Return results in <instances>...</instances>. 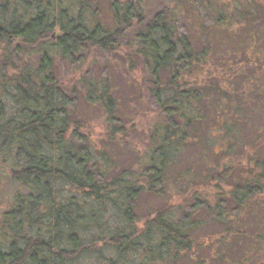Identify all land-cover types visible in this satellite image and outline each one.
<instances>
[{"label": "trees", "instance_id": "obj_1", "mask_svg": "<svg viewBox=\"0 0 264 264\" xmlns=\"http://www.w3.org/2000/svg\"><path fill=\"white\" fill-rule=\"evenodd\" d=\"M132 1L0 0V162L13 185L0 216V264H264V216L249 238L241 221L264 206V127L252 124L258 110L244 107L264 90L263 38L246 28L263 14L264 32V0H239L238 9L170 0L151 19ZM81 49L120 55L159 114L129 171L114 175L106 148L73 111L77 100L98 109L104 141L119 142L128 130L111 84L81 78L69 88L53 74ZM240 55L244 67L230 63ZM245 68L251 84L240 87ZM240 126L253 131L248 146ZM197 142L206 155L185 159ZM173 193L140 214L143 195ZM206 224L219 230L199 234Z\"/></svg>", "mask_w": 264, "mask_h": 264}, {"label": "rangeland", "instance_id": "obj_2", "mask_svg": "<svg viewBox=\"0 0 264 264\" xmlns=\"http://www.w3.org/2000/svg\"><path fill=\"white\" fill-rule=\"evenodd\" d=\"M140 1H142L140 6L143 9V17L146 19H151L154 15L163 12V9L170 0ZM238 1L239 0H223L224 3H228L229 9H231L233 6H236L238 9L239 4L235 3ZM132 2L134 5H137V0H133ZM258 17L259 15L256 16V19H260L259 21L247 24L246 28L252 29L253 31L250 36L263 38L261 44L258 47L264 50V32L260 31V33H257V30L259 31V26L263 21V14H261L259 18ZM235 34L236 36L238 35L239 37L244 38L243 36L245 35V31L240 30V32L238 31ZM245 39L247 38L245 37ZM124 42H126V40ZM238 43L239 42L237 40L231 41V44H233L234 48L237 47L236 45ZM243 58L244 57L240 55L238 56L237 60L231 61L230 63L237 65V67H244L242 66V61H244ZM53 74L58 80L64 82L69 88L76 82L80 81L81 78L89 79L96 77L102 80L106 79L111 84L116 93L115 95L121 101V112L118 115L120 119L119 123H123L128 130L127 135L120 137L121 140H119V142H116L115 144H109L104 141L103 134L105 131V124L101 113L98 112V109H94L93 107L90 108L87 105L82 104L83 102L80 103L79 100H77L75 104L76 107L73 109V111L80 121H86L84 123L85 128L83 129V133L85 135H89L90 139L97 143V146L100 149L106 148L105 150L113 163V169L115 172L114 175L122 171L131 170V168L135 166L141 158H144L145 150H147L150 145L151 129L159 120V114L156 111L155 105L145 95L146 93L142 91L141 87L136 81V79L140 77V72H128L126 66L122 62V57L120 55H108L106 52H102L99 49H81V51L70 60L56 62L53 67ZM252 74V71L245 68L242 74L237 77L236 84L239 86L251 84ZM261 84H264V82H261ZM213 96L214 95L212 94L209 95V101H213ZM263 102L264 90H260L258 92L254 91V94L247 96L244 105L247 111H256V109L258 110L257 112L259 115H256L254 121L252 122V124L257 128L258 126L264 127V114L263 117H260L261 114L259 113V109H261ZM204 108L205 107H202V109ZM250 126H240V133L245 146H248L252 143L251 136H253V131L249 129ZM203 155H206V148H204L203 145L200 146V144L197 142L193 148L185 150L182 156L185 159L187 156H189L190 158L187 160H190L194 156L199 158L201 156L203 157ZM194 171L199 174L201 173L202 169L199 168L197 170L195 169ZM230 186L231 185L228 187ZM173 189L181 194L185 191L184 184L181 183L176 184ZM12 193L13 185L9 180L8 170L6 166L0 162V216L5 210L9 208ZM175 196V193H173V195L170 197L161 195H143L137 203V205H139L140 214L143 215V213H145L147 206L156 205L162 207L166 205L170 199L172 201ZM209 201L210 203H213L211 202V199ZM179 203L182 202L180 201ZM232 212L235 214V210ZM249 214L250 215L241 217V221H246L248 223V227L246 229L247 238H249L248 236L253 237V234L256 233L255 221L259 223L260 219L264 216V206L258 210H253ZM218 230L219 228L214 224H206L198 231V233L206 236H213L211 234ZM233 247L234 248L230 253H228L227 256L229 261L238 259L239 255L241 254L243 249L241 240L238 245ZM205 255V253L200 254V257L203 258ZM209 264L219 263L212 260L209 261Z\"/></svg>", "mask_w": 264, "mask_h": 264}]
</instances>
